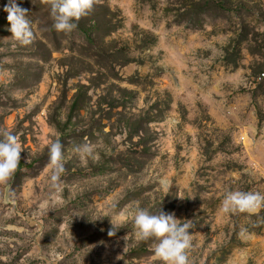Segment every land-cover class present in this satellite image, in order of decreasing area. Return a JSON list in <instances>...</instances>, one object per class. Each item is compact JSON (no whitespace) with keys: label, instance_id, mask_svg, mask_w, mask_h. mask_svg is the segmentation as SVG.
<instances>
[{"label":"rangeland","instance_id":"rangeland-1","mask_svg":"<svg viewBox=\"0 0 264 264\" xmlns=\"http://www.w3.org/2000/svg\"><path fill=\"white\" fill-rule=\"evenodd\" d=\"M205 1L97 0L66 35L41 0H16L35 35L20 46L0 0V130L25 165L0 185V264H162L135 237L137 204L191 220L193 264H264V208L220 207L229 190L264 194V0ZM86 139L100 159L83 167Z\"/></svg>","mask_w":264,"mask_h":264},{"label":"clouds","instance_id":"clouds-1","mask_svg":"<svg viewBox=\"0 0 264 264\" xmlns=\"http://www.w3.org/2000/svg\"><path fill=\"white\" fill-rule=\"evenodd\" d=\"M50 10L52 28L58 33L71 34L78 28L79 21L88 16L94 9L97 0H41ZM10 38L20 46L33 44L35 35L32 21L28 18V9L22 8L16 0H8L4 7ZM99 142L92 143L87 139L72 148L79 158L81 166L87 167L89 161L97 163ZM23 151L19 137L8 129L0 130V185H7L14 178L21 161ZM48 164L50 170V188L56 193L61 190V177L65 173L64 145L57 135L48 145ZM221 210L226 214H255L264 208V194L256 191L229 190L221 201ZM131 216L134 234L138 241L152 240L151 249L156 259L162 264H193L190 253L193 249L190 229L191 220L182 222L175 213L159 210L152 214L147 208L137 204L127 213ZM113 223V222H112ZM116 227L113 224V228ZM246 229H241L244 235ZM112 230L109 235H114Z\"/></svg>","mask_w":264,"mask_h":264},{"label":"trees","instance_id":"trees-1","mask_svg":"<svg viewBox=\"0 0 264 264\" xmlns=\"http://www.w3.org/2000/svg\"><path fill=\"white\" fill-rule=\"evenodd\" d=\"M225 0H218V8H220V9H225V2H224ZM211 2H214V0H206L205 2H204V4H205V7H203V9H202V11L201 12H205V10H209L210 8H211ZM193 8H195V10H196V7L193 5ZM195 10H190L191 12H193V11H195ZM195 17V16H194ZM195 18H199V17H195ZM87 42H90V39H89V41H87ZM82 110V105H81V99H76L75 98V100H74V102H73V105H72V109H71V118H72V116L75 114V113H78V112H80ZM70 118V119H71ZM23 166H25L24 165V163H22V162H20V165H19V170L20 169H22V167Z\"/></svg>","mask_w":264,"mask_h":264},{"label":"built area","instance_id":"built-area-1","mask_svg":"<svg viewBox=\"0 0 264 264\" xmlns=\"http://www.w3.org/2000/svg\"><path fill=\"white\" fill-rule=\"evenodd\" d=\"M260 76H261L260 78L263 80L264 79V72Z\"/></svg>","mask_w":264,"mask_h":264}]
</instances>
